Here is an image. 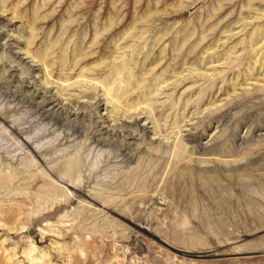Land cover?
Masks as SVG:
<instances>
[{
	"label": "rangeland",
	"instance_id": "rangeland-1",
	"mask_svg": "<svg viewBox=\"0 0 264 264\" xmlns=\"http://www.w3.org/2000/svg\"><path fill=\"white\" fill-rule=\"evenodd\" d=\"M0 264H264V0H0Z\"/></svg>",
	"mask_w": 264,
	"mask_h": 264
},
{
	"label": "bare ground",
	"instance_id": "bare-ground-1",
	"mask_svg": "<svg viewBox=\"0 0 264 264\" xmlns=\"http://www.w3.org/2000/svg\"><path fill=\"white\" fill-rule=\"evenodd\" d=\"M27 14V13H26ZM34 20V19H33ZM46 21H45V23H49V22H51L50 20H52L51 19V17H47L46 19H45ZM38 21V20H37ZM35 23H37V22H35ZM71 23V22H70ZM68 26V25H67ZM69 27V26H68ZM69 29V28H68ZM44 35H45V32H44ZM37 39H35V41H36ZM43 42V45H45L46 44V41H42ZM102 43V40H97L94 44L96 45H100ZM99 49H100V51L101 50H103L104 49V47H102V45H100L99 46ZM105 50H103V52H104ZM87 57H89V56H87ZM126 65V64H125ZM78 66V65H77ZM104 67V66H103ZM113 68V67H112ZM101 69V68H100ZM99 69V70H100ZM135 74V73H134ZM135 76V75H134ZM120 97V96H119ZM52 104V103H51ZM54 105V104H53ZM56 106H58L57 104H56ZM55 108V107H54ZM181 152V151H180ZM224 152H225V150H224ZM228 153H229V151H227ZM226 152V153H227ZM233 152V151H232ZM231 153V152H230ZM177 155V154H176ZM181 155V154H180ZM184 155V154H183ZM178 158H180L181 159V157H178ZM176 161V160H175ZM206 182V181H205ZM213 182V181H212ZM186 183L187 184H190V183H192L193 184V186L194 187H196L195 189H193L192 187H190V186H187L186 188H185V193L187 194V196H191V197H193V198H197V197H199V196H197V193H199V185L195 182V181H193V179H191V181L190 180H187L186 181ZM214 183V182H213ZM209 185H211V184H209ZM213 190V189H212Z\"/></svg>",
	"mask_w": 264,
	"mask_h": 264
}]
</instances>
